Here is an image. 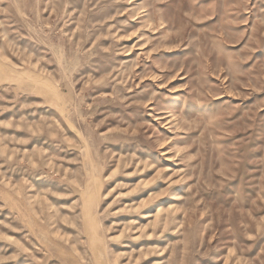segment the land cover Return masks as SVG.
Segmentation results:
<instances>
[{
    "label": "rangeland",
    "instance_id": "rangeland-1",
    "mask_svg": "<svg viewBox=\"0 0 264 264\" xmlns=\"http://www.w3.org/2000/svg\"><path fill=\"white\" fill-rule=\"evenodd\" d=\"M0 264H264V0H0Z\"/></svg>",
    "mask_w": 264,
    "mask_h": 264
},
{
    "label": "bare ground",
    "instance_id": "bare-ground-1",
    "mask_svg": "<svg viewBox=\"0 0 264 264\" xmlns=\"http://www.w3.org/2000/svg\"><path fill=\"white\" fill-rule=\"evenodd\" d=\"M35 81V80H34ZM39 89H42V91L44 92V93H46V94H48V95H55V91H54V89L49 85H47L46 83H44V85L43 86H40V88ZM57 99H58V97H57ZM98 186H97V193L96 194H94V195H97V197H98V191L100 190V182L98 181ZM157 184V183H156ZM155 187V186H154ZM149 190V189H148ZM154 190V189H153ZM91 193H94L91 189L89 190V191H87V192H85L84 193V195H83V197H85L86 195H91ZM140 196V195H139ZM88 199V202H86V204L84 205V212H85V217H86V222H87V228L90 230L91 229V227H90V224L92 225H94V223H95V219H94V215H92L91 214V212H90V209H91V205H93V201L96 199V197L94 198V199H92V198H87ZM128 222H130V221H128ZM94 232H95V225H94V229H93V233H91V234H89L90 235V237H91V239H92V242H93V244H94V248H95V250L97 249V247L100 245L99 244V242H98V239L96 238L97 236H95L96 235V233L94 234ZM101 262H103V261H101Z\"/></svg>",
    "mask_w": 264,
    "mask_h": 264
}]
</instances>
